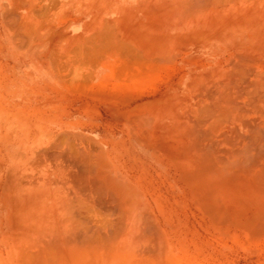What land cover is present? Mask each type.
I'll return each mask as SVG.
<instances>
[{"label":"rangeland","instance_id":"rangeland-1","mask_svg":"<svg viewBox=\"0 0 264 264\" xmlns=\"http://www.w3.org/2000/svg\"><path fill=\"white\" fill-rule=\"evenodd\" d=\"M75 2L0 0V264H264V246L248 243V247H242L237 232L230 227L215 232L211 225L197 220L195 210L188 207L191 201L186 198L180 201L186 213L185 225L169 231L163 228L175 244L189 246L188 252L178 244L172 249V254L180 258L162 254L171 248H163L166 240L161 232L156 233L159 241L147 243L151 246L147 257L141 250L131 259L115 258L118 248L111 245L101 249L100 244L96 254L87 250L85 257L64 259L62 247L57 249V259H50V237L67 238L65 233H70L72 227L80 230L90 225L98 226L101 234L109 231L105 226L109 218L98 207L87 206L91 205L87 191L69 171V151L87 147L88 138H92L96 143L109 144L107 148L117 143L114 151L122 152L136 135H144L141 131L139 134L135 122L138 102L130 94H117H124L146 79L134 78L138 65L132 64L131 56H116V48L110 47L106 57L111 80L107 88H98L99 83L90 77L97 64L89 63L84 51L86 34L70 32L73 15L81 13L72 6ZM77 5L81 6L80 0ZM83 28L84 24L82 32ZM81 63L84 65L80 66ZM163 171L158 169L162 190ZM34 186L51 191L52 200L46 210L53 216L41 225L35 214L38 209L25 201ZM169 202L170 207L176 205V201L174 205ZM68 204L81 206L78 218L68 215L69 209L64 207ZM152 205L156 211H162L163 202L158 194L152 195ZM117 220L126 228L131 221L129 216H118ZM194 240L195 248L191 246ZM159 246L161 254H154L159 252L155 249Z\"/></svg>","mask_w":264,"mask_h":264},{"label":"bare ground","instance_id":"bare-ground-1","mask_svg":"<svg viewBox=\"0 0 264 264\" xmlns=\"http://www.w3.org/2000/svg\"><path fill=\"white\" fill-rule=\"evenodd\" d=\"M184 2V15L181 16L184 17L185 28L191 31L185 30L183 40L179 37V41L175 42L174 50L177 52L173 54L171 50L172 54L144 58L141 53L140 58L144 62L131 55L134 50L129 53L131 59H135L133 64L140 67L144 63L145 67V70L140 67L143 72L136 70L134 78L146 79L152 86L146 90L139 89L141 94L137 95L136 101L144 99H140L142 95L153 97V101L144 103L148 110L144 108L146 113L141 118L138 116L136 122L149 127V139L152 137L151 130L156 135L165 133L161 136V142L166 144L159 153L161 161L165 160L167 166H174L171 168L174 176L179 174L183 196L191 201L188 207L192 206L195 210L193 215L198 217V221L208 223L215 232L221 231L224 226L233 228L242 247L251 243L264 246V0ZM192 23H195L194 27L190 26ZM97 38L106 42L108 37L106 40ZM93 40L92 44H95ZM106 45L110 46L109 43ZM122 50L118 51L121 52L119 57H124L126 53ZM96 53H92L95 58L99 52ZM98 58L99 55L96 60L89 59L99 62ZM95 61L92 60L93 64ZM168 117L174 124L169 127L170 130L168 124L166 127L157 124V120ZM156 146L159 147L158 144ZM160 175L157 169L152 172L155 181ZM153 190L152 195L156 196L157 189ZM130 228L123 232L125 242H128L126 235Z\"/></svg>","mask_w":264,"mask_h":264},{"label":"crops","instance_id":"crops-1","mask_svg":"<svg viewBox=\"0 0 264 264\" xmlns=\"http://www.w3.org/2000/svg\"><path fill=\"white\" fill-rule=\"evenodd\" d=\"M75 1V3H77V0ZM184 1L185 0H182L183 3H185ZM182 2L181 0H85L84 3V0H80L81 6H75V3H73L72 6L75 8V11L81 13H79V15H73V25L70 28V32L73 35H80L82 33L87 34L85 37L86 39H84L86 40L87 44L85 50L88 52V54L86 53V55L90 56L92 53L95 55L96 52H99V58L97 59L99 62L95 61L98 55H96V58L95 56L93 57V55L91 57L88 56L89 58H94L95 60H92L98 64L96 69L91 70L90 73V75L92 74L91 79L96 83H99L100 86L98 88H107L108 82L111 80L109 75L111 70L110 62L106 57V54L109 53L110 47L116 48L117 51L114 53L116 56H120L121 52L118 51L121 49H123L122 52H126L125 54L127 55L134 50L131 55H136L135 59L136 57L140 58V55H142L141 53H143L142 57L144 58L146 56L153 55L159 56L164 53L172 54V51L174 54L178 51L174 50L175 42L179 41V37H181L183 40L185 35V26L183 20L184 17L182 18L184 15L182 12H184L183 10L185 4ZM177 21L180 22L178 23ZM83 24L84 28L82 32L81 28ZM132 27L134 28L132 29ZM130 28L132 30H130ZM100 30L101 32L103 30V34H101ZM96 33H100L102 36L98 34L96 36ZM104 34H106L105 38ZM91 35L94 36L95 40H93ZM97 37H102L104 40H106L108 37L106 42L109 43L110 46L106 45V42L98 39ZM91 39L95 44H92ZM101 41H103V43ZM121 41L122 43H125L122 44ZM110 42L113 43L114 46H111L112 44ZM104 43L106 46H104ZM96 44H98V47L99 45L100 47L103 46L102 49H100V47L97 48ZM128 44L132 47V50L131 47L129 48ZM169 44L173 47H169ZM120 45H123V47ZM176 46H178V43H176ZM140 49L142 51H140ZM135 50H137V52H135ZM125 54H123L124 57H121L125 58ZM128 56H130V54ZM100 58H102V60ZM139 58L138 61L141 60V62H144L142 58ZM135 59H131L132 62ZM89 60L91 63H93L91 59ZM142 64L140 67L142 66L141 69L145 70V67H143ZM140 67H137L135 71H140ZM140 72L143 71L141 70ZM150 87L152 86L148 83V81H146L130 87L127 91H125L124 94L119 93L117 95L125 96L126 94H130L132 100L136 101L137 95L141 94L138 93L139 89L146 90ZM89 92L93 94V89H90ZM143 97L144 99H141ZM140 99L141 100L136 102H138V105L140 103L143 104H140L139 106L137 105L135 108V122L137 121L138 116L140 117L142 114L146 113L145 109L147 107H144V103L153 101V97H147L145 95L140 96ZM176 114L178 116V113ZM169 122V117L163 120H157V124L160 126L166 127L168 124V130H170V128H172L171 126L174 125L173 123ZM136 125L139 134H141L140 131L142 134H145L142 136L136 135L137 138L140 139L138 140L135 137L136 140L125 146V149L122 152H117L116 150L114 151L117 143H113V148H107L109 147V144L102 145L101 142L96 143L92 140V138H88L87 147L78 151H69V154L67 155V158H69V171H71L72 175L75 176L74 179L77 181V183L80 185L82 184L83 188L87 191L88 203L91 204L87 206L92 208L98 207L100 210H102V213H104L109 218L108 221L105 222V226L109 228V231L101 234V229L98 226L90 225L86 228L83 227L80 230L76 227H72V229H70V233H65V236L68 235L67 238H63L59 235L50 237L49 239L51 241L49 240V243L51 244L48 246H53L50 248V257L52 255L50 259H57L56 249H61L62 245L63 247L65 246L64 259H78V257L87 256V253L85 252L87 250H91L90 254H96L100 244L101 249L111 245L115 248H118V254L115 256V258L120 257L131 259L134 256L136 257L137 253L141 250H143V253L145 254L143 256L147 257L149 254L148 249L151 247L147 243H153L156 240L159 241V234L161 232H164L166 240L163 248L166 245L171 248L169 251L162 253L163 255H166L167 258H180L179 255L172 254V249L176 246V244L184 249L185 252H188L189 246L184 244L181 245L180 242H176L175 244L173 240H170L168 232L166 233L163 230L164 228L169 231L173 228L184 226V217L186 215L184 208L180 207V201H184V189L179 185V174H175L174 176V173L171 170V168L174 166H167L165 160L161 161L162 157L159 154L163 151V148L166 145L161 142L163 141L161 136L165 135V133H159L158 131L159 134L156 135V132L151 130L152 137L149 139V127L146 128L143 124H138L137 122ZM152 138L154 139L152 140ZM141 140L142 142L143 140L145 142L142 143L140 142ZM89 144L91 145L89 146ZM157 144L159 147L156 146ZM155 146L157 148H155ZM172 163H174V161ZM162 168L165 169V171H163L164 177L162 182L164 185V190L161 188V179H159L160 176L156 181L152 176V172H154V170L157 169L158 171V169ZM158 186L160 190H157V192L163 202V208L161 212L156 211L152 205V191H154L153 189L156 190ZM30 190L26 194L25 201L31 202L33 205H35V209H38L37 213L35 214L38 217L37 221L41 225L42 221L46 222V220L51 219L53 216L48 212V210H46L48 203L52 200L51 191L49 190V192H47L48 188H42V186H34ZM165 199L167 201H165ZM169 201H173V205L174 201H176V205L170 207ZM72 206L73 204H68V206L64 207L69 209L68 215H70V217L72 216L73 218H78L80 216L78 210L81 206ZM118 216H129L131 219L130 224L127 225V227H131L129 229L128 242H125L123 239L124 237L121 238V246L119 245L120 237L124 230L127 229L126 226L122 227V225L117 223L119 220H117ZM123 220H125V218H123L121 221ZM151 221L154 224H151ZM153 225H155L157 229ZM19 228H21V226ZM198 238L200 240V235ZM68 240H70V242ZM195 240L192 241L191 244V246L194 248L196 243ZM53 242H55V245L52 244ZM58 243L60 244L61 248L59 247ZM139 244H141L139 250L135 251L136 247H139ZM161 247L162 246L155 247V249H159V252H154V254H161ZM139 258L141 259V257Z\"/></svg>","mask_w":264,"mask_h":264}]
</instances>
